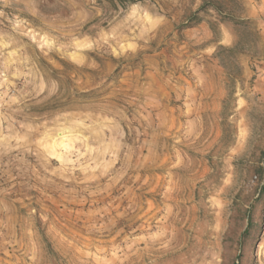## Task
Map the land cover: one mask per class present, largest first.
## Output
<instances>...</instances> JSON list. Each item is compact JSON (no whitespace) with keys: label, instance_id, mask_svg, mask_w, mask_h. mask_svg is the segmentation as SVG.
<instances>
[{"label":"rangeland","instance_id":"374dc122","mask_svg":"<svg viewBox=\"0 0 264 264\" xmlns=\"http://www.w3.org/2000/svg\"><path fill=\"white\" fill-rule=\"evenodd\" d=\"M224 2L0 0V264H264V0Z\"/></svg>","mask_w":264,"mask_h":264},{"label":"trees","instance_id":"16d2710c","mask_svg":"<svg viewBox=\"0 0 264 264\" xmlns=\"http://www.w3.org/2000/svg\"><path fill=\"white\" fill-rule=\"evenodd\" d=\"M201 1H202V4L198 8V10L193 14L190 21H195L196 20L195 16H197L199 12L207 10L208 8H212L213 10H215L222 19H230V20L237 19L235 15V12H236L235 7H233V5H229L225 3L224 2L225 0H201ZM262 171H264V167L262 168ZM253 226H254V221L252 217H250V221L247 225V228L241 234L240 237L243 238L245 235L249 234ZM230 232H231V229L228 230L227 236L229 235Z\"/></svg>","mask_w":264,"mask_h":264},{"label":"built area","instance_id":"2783aa9c","mask_svg":"<svg viewBox=\"0 0 264 264\" xmlns=\"http://www.w3.org/2000/svg\"><path fill=\"white\" fill-rule=\"evenodd\" d=\"M263 82H264V78H263Z\"/></svg>","mask_w":264,"mask_h":264}]
</instances>
